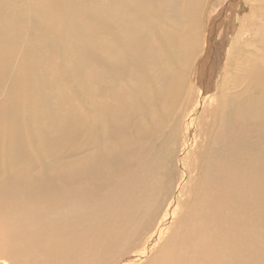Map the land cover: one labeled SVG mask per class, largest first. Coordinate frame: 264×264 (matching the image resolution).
Segmentation results:
<instances>
[{
  "label": "bare ground",
  "instance_id": "1",
  "mask_svg": "<svg viewBox=\"0 0 264 264\" xmlns=\"http://www.w3.org/2000/svg\"><path fill=\"white\" fill-rule=\"evenodd\" d=\"M231 5L0 0V264H264V0Z\"/></svg>",
  "mask_w": 264,
  "mask_h": 264
},
{
  "label": "rangeland",
  "instance_id": "2",
  "mask_svg": "<svg viewBox=\"0 0 264 264\" xmlns=\"http://www.w3.org/2000/svg\"><path fill=\"white\" fill-rule=\"evenodd\" d=\"M216 0H212V4L215 2ZM237 2H238V0H236ZM204 2H205V0H204ZM240 2V4H238V5H234L235 4V0H232V5H234V6H230L229 7V10L227 11V13L225 12V14H224V16L226 17V16H229V18H231L232 17V15H235V18H236V15H238V19H241V18H245L244 17V15L246 14L248 17H252L251 16V14L255 11V5H254V0H252V2H251V0H241V1H239ZM250 7V8H249ZM209 10H210V8H209ZM237 13V14H236ZM224 16H223V18H224ZM208 17H209V15L207 14V20H205L203 23H205L204 25H202V30L200 31L201 33H205V34H207L208 33ZM243 21V20H242ZM235 22H236V19H235ZM236 24V23H235ZM235 39V38H234ZM205 42H207V40L205 41ZM229 49H230V46L228 47V49H227V53H228V51H229ZM202 53H204V52H202ZM202 53L199 55V58H198V60H195V64H196V66H195V64H193V67H192V72L190 73V75H189V77H187L186 78V80H187V82H188V84H187V86H186V88H187V90L189 91L188 93H186L184 96H183V98H182V101H181V104L180 105H183L182 107H180L179 109H178V112L180 113V114H178V112H177V119H180L179 120V125L181 126V120H182V117H183V115L185 114V112L187 111V109H189V108H191L192 106H193V104L195 105V100H196V96H197V88H198V84H196L197 82H196V75L195 74H197V73H195V72H197V68H198V66H199V64H200V62L202 61V59L204 58V56H205V53L202 55ZM196 67V68H195ZM221 76H222V70H220L219 71V73H218V76H217V79H216V81H217V84H218V82H220L221 81ZM195 78V79H194ZM191 79V80H190ZM193 80V81H192ZM186 90V89H185ZM185 92V91H184ZM183 93V92H182ZM182 95V94H181ZM179 100H180V98H179ZM195 102V103H194ZM191 106V107H190ZM185 110V111H184ZM208 110V112H206V111ZM190 111H193V109L192 110H190ZM190 111L188 112V114L190 113ZM205 111V112H204ZM211 112H212V108L209 106V107H207L206 105H204V106H202V108H200L199 109V111L197 112V114L196 115H198L197 116V120H200L199 122H198V128L199 129H202V128H206L205 126H206V123H207V120L208 121H210V122H212V124L210 125L211 126V130H215L216 128H215V126H214V124H213V122H214V119H213V117H215V115L216 114H213V115H211ZM187 114V113H186ZM201 115V116H200ZM199 117V118H198ZM185 121H188L187 120V115H186V117H185V119H183V122H184V125H185ZM200 123V124H199ZM202 125V126H201ZM209 126V127H210ZM202 127V128H201ZM198 132H199V130H198ZM201 132H199V134H200ZM178 139V138H177ZM177 145V144H176ZM175 145V146H176ZM169 151V150H168ZM179 157V156H178ZM188 160V159H187ZM191 160V159H190ZM178 160H177V157L176 158H174L173 160L171 159V160H169V162L167 163V165H166V174H167V177H168V179H166L167 181V185H170L169 187H170V189L172 190V188L175 186V185H172V183H173V181L175 180V178H176V175H175V172L176 171H179V169H180V163H179V161L177 162ZM183 161L184 160H181V162L183 163ZM170 163V164H169ZM169 164V165H168ZM172 165V166H171ZM189 165H193V160H191L190 162H189ZM190 169H191V167H188V170L190 171ZM171 172V173H170ZM179 174H180V172H178V177H179ZM191 177H192V175H191ZM190 177V178H191ZM170 178V179H169ZM189 186H187L185 189H184V191H183V193H187V194H189V196H190V193L191 192H189ZM172 197H175V192L173 193V195H172ZM164 200H168V195L166 194L165 196H164ZM188 203H189V199H186L185 200V207H183V209H182V211L180 212V214L177 216V218H175V220H174V222L172 223V222H170V224L172 223L173 225H175L176 223H177V221L179 220V218H180V215H182V213L185 211V209L187 208V206H188ZM170 224L168 225V227L170 226ZM124 255L126 254L125 252L123 253Z\"/></svg>",
  "mask_w": 264,
  "mask_h": 264
}]
</instances>
